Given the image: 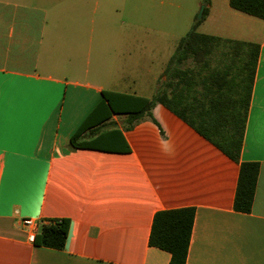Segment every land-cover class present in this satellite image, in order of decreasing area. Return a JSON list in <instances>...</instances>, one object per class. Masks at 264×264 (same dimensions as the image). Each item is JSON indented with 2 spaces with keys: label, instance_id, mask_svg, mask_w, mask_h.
<instances>
[{
  "label": "crops",
  "instance_id": "1",
  "mask_svg": "<svg viewBox=\"0 0 264 264\" xmlns=\"http://www.w3.org/2000/svg\"><path fill=\"white\" fill-rule=\"evenodd\" d=\"M205 6L203 33L258 44L239 158L259 164L251 211L234 209L239 163L162 104L154 120L125 129L112 114L114 124L91 132L103 90L152 97L135 90L141 63L112 11L93 38L82 6L48 18L16 4L0 8V264H169L148 244L151 225L157 211L182 207L195 209L186 264H264V20L229 0ZM142 46L153 57L141 86L158 92L175 48ZM81 127L83 140L118 128L130 151L72 149ZM24 218L68 219L65 247L30 242Z\"/></svg>",
  "mask_w": 264,
  "mask_h": 264
},
{
  "label": "trees",
  "instance_id": "2",
  "mask_svg": "<svg viewBox=\"0 0 264 264\" xmlns=\"http://www.w3.org/2000/svg\"><path fill=\"white\" fill-rule=\"evenodd\" d=\"M209 0H203L206 5ZM231 8L264 20V0H229ZM202 16L180 37L164 70L163 88L151 98L109 90L102 91V100L93 110L101 119L97 127L114 124L112 114L124 116V128L150 118L151 109L162 104L225 155L239 163V175L234 209L248 213L255 194L259 173L256 162H241L245 123L249 107L250 88L254 80L258 44L238 41L199 32ZM238 56V60L233 58ZM216 60V66L212 65ZM233 67L236 71L232 74ZM238 78V79H237ZM240 78V79H239ZM86 127L79 128L70 138L72 149L93 148L129 152L130 148L118 128L98 133L92 139H81ZM195 209L182 207L159 210L151 225L148 244L171 254L169 264H186L194 222ZM69 220L52 218L42 222L34 244L63 249L66 244Z\"/></svg>",
  "mask_w": 264,
  "mask_h": 264
},
{
  "label": "rangeland",
  "instance_id": "3",
  "mask_svg": "<svg viewBox=\"0 0 264 264\" xmlns=\"http://www.w3.org/2000/svg\"><path fill=\"white\" fill-rule=\"evenodd\" d=\"M16 4L20 7L45 8L48 18L52 16V12L61 8L82 6L90 11L95 21L93 38H96V26L103 24L105 10L112 11L116 16V22L113 24L122 23L125 42L131 43L133 48L130 51L134 56L138 54L141 63L140 87L135 90L149 97L153 96L157 89L148 85L141 86L144 81L142 73L147 66L148 57L152 59L153 55L142 45L150 43V46L155 44L162 49L168 47L173 50L178 39L184 36L197 20L201 6H205L203 0H0V8L14 9ZM207 16L208 13L198 25L199 32H207Z\"/></svg>",
  "mask_w": 264,
  "mask_h": 264
},
{
  "label": "built area",
  "instance_id": "4",
  "mask_svg": "<svg viewBox=\"0 0 264 264\" xmlns=\"http://www.w3.org/2000/svg\"><path fill=\"white\" fill-rule=\"evenodd\" d=\"M22 224L28 228V240L30 242H34L36 232L38 231L41 223H39L36 219L24 218L22 219Z\"/></svg>",
  "mask_w": 264,
  "mask_h": 264
},
{
  "label": "water",
  "instance_id": "5",
  "mask_svg": "<svg viewBox=\"0 0 264 264\" xmlns=\"http://www.w3.org/2000/svg\"><path fill=\"white\" fill-rule=\"evenodd\" d=\"M204 7H205L204 5L201 6L200 12H199V14L197 16V20L201 18L203 10H204Z\"/></svg>",
  "mask_w": 264,
  "mask_h": 264
}]
</instances>
